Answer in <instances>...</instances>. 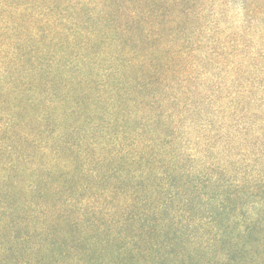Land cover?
Returning <instances> with one entry per match:
<instances>
[{
  "label": "trees",
  "instance_id": "1",
  "mask_svg": "<svg viewBox=\"0 0 264 264\" xmlns=\"http://www.w3.org/2000/svg\"><path fill=\"white\" fill-rule=\"evenodd\" d=\"M0 264H264V0H0Z\"/></svg>",
  "mask_w": 264,
  "mask_h": 264
}]
</instances>
